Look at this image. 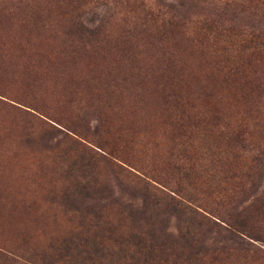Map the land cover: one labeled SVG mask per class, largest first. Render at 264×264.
<instances>
[{"label": "rangeland", "instance_id": "374dc122", "mask_svg": "<svg viewBox=\"0 0 264 264\" xmlns=\"http://www.w3.org/2000/svg\"><path fill=\"white\" fill-rule=\"evenodd\" d=\"M205 23L264 35V8L256 0H0V264H128L117 243L103 244L94 262L76 247L78 224L92 221L86 211L106 202L73 181L76 153L64 135L147 172L167 194L181 184L205 217L185 239L167 217L169 236L154 231L155 253L143 264H264V123L254 125L264 118V64L219 79ZM172 95L184 96L191 114L224 112L229 131L248 132L230 151L249 182L215 191L201 177L189 188L180 181L164 121ZM197 132L188 147L201 153ZM93 176L118 203L138 205L102 163Z\"/></svg>", "mask_w": 264, "mask_h": 264}, {"label": "trees", "instance_id": "16d2710c", "mask_svg": "<svg viewBox=\"0 0 264 264\" xmlns=\"http://www.w3.org/2000/svg\"><path fill=\"white\" fill-rule=\"evenodd\" d=\"M256 1L264 8V0ZM201 32L202 40L210 43L212 52L220 58L219 69L222 74L219 79L222 81L242 78L251 62L264 64L262 33L240 36L232 34L228 29L206 23L203 24ZM169 63L172 66L171 61ZM172 63L176 65L175 62ZM258 73L264 78V68ZM170 98L169 102H164L167 112L164 121L173 133L172 139L177 141L170 156H173L171 169L178 174L180 181H188L186 186L189 188L201 177V184L205 183L215 191L223 190V184L234 183V180L238 181L237 179L243 177L249 182L251 179L247 164L240 163V155L230 151L233 146L242 147L248 132L239 127L240 125L229 131L224 112L202 113L197 116L190 113L184 96L172 95ZM0 104L6 106L2 102ZM257 119L255 118L254 125L262 129L264 118ZM237 123L243 124L239 121ZM195 129L201 134V143L207 146V150L201 153L188 147L191 140L197 138V135L192 138ZM64 136L71 144L70 149L76 153V162L72 163L73 169L75 166L73 181L84 188L94 189L100 200L106 202L102 206L103 214L102 209L91 213L86 211V215L91 214L92 221L81 222L77 226L75 238L79 245L76 247L81 250V254H85L88 261L94 262V256L101 251V246L112 242L120 246L118 252H121L119 257L122 260H126L128 264H143L155 253L152 248L154 231H158L161 237L169 236L165 232L167 217L177 218L182 227L178 228V232L183 239L194 235L193 230L188 227L203 224L205 217L192 207V201H189L190 197L181 184L177 185L176 191L167 194L155 186V181L147 172H131L114 161L112 152L105 153L96 146L103 152L99 154L76 139ZM100 163L113 177L119 191L133 202L138 200V205L118 203L112 198L108 181L103 180L102 184H98L93 173ZM226 226L232 228L230 224L226 223ZM148 240L151 242L148 243Z\"/></svg>", "mask_w": 264, "mask_h": 264}]
</instances>
